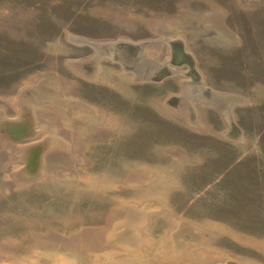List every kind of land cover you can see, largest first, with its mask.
I'll use <instances>...</instances> for the list:
<instances>
[{
	"label": "rangeland",
	"instance_id": "374dc122",
	"mask_svg": "<svg viewBox=\"0 0 264 264\" xmlns=\"http://www.w3.org/2000/svg\"><path fill=\"white\" fill-rule=\"evenodd\" d=\"M107 219L104 263L264 264V0H0V264Z\"/></svg>",
	"mask_w": 264,
	"mask_h": 264
},
{
	"label": "crops",
	"instance_id": "0c3cea01",
	"mask_svg": "<svg viewBox=\"0 0 264 264\" xmlns=\"http://www.w3.org/2000/svg\"><path fill=\"white\" fill-rule=\"evenodd\" d=\"M88 43L94 44L91 42H88ZM20 123L18 124V126L16 124L15 128L16 130H20V136L25 137L27 134L28 128L24 124L20 126L21 125ZM22 131H25L26 133L22 134ZM241 143H244V139H243V142ZM48 152L49 150H46L44 153H41L39 170L45 166L44 156H46ZM111 221L112 219L110 220L107 219L105 225L103 226L96 225L95 227H92V228L87 227L86 224H84V226H80L77 231L72 232L70 235L63 236V237L61 236L62 238L61 241H63L62 243L66 245L67 247H65L63 244L56 245L54 243L56 239L55 237L54 238L52 237L54 236V234L50 236H44L41 239L42 241L53 242L52 245L48 247V249L42 251L40 253L41 255L37 253L32 258L30 256V259L27 262H24L22 260L23 257H20V256L15 257V264H40L39 260L41 264H108V262L104 263L102 259H106L109 256H113L111 254H114L116 250L114 251L113 248H111L110 253L106 252V254L104 255L102 253L103 247H108L109 242L113 244L114 242L119 240V238H117V240H113L112 238L108 239L109 234L112 233V228H110L109 226L110 225L109 223H111ZM72 224H74V222ZM106 226L109 228H107ZM38 239L40 238L38 237ZM134 240L136 239H133V241ZM64 242H66V244ZM81 258L82 259L90 258V259L89 261L87 260L76 261L77 259H81ZM41 259L42 260L45 259V261H42Z\"/></svg>",
	"mask_w": 264,
	"mask_h": 264
},
{
	"label": "water",
	"instance_id": "95a60500",
	"mask_svg": "<svg viewBox=\"0 0 264 264\" xmlns=\"http://www.w3.org/2000/svg\"><path fill=\"white\" fill-rule=\"evenodd\" d=\"M10 132L13 134V135H18L19 138H23V136H20V130H16V128L13 126L12 128H10Z\"/></svg>",
	"mask_w": 264,
	"mask_h": 264
},
{
	"label": "bare ground",
	"instance_id": "6f19581e",
	"mask_svg": "<svg viewBox=\"0 0 264 264\" xmlns=\"http://www.w3.org/2000/svg\"><path fill=\"white\" fill-rule=\"evenodd\" d=\"M80 41H81V40H80ZM24 178H25V177H24ZM27 181H29L28 178H27V179H24V182H27Z\"/></svg>",
	"mask_w": 264,
	"mask_h": 264
}]
</instances>
